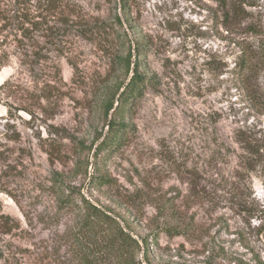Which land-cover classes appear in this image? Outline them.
I'll use <instances>...</instances> for the list:
<instances>
[{"label":"rangeland","instance_id":"rangeland-1","mask_svg":"<svg viewBox=\"0 0 264 264\" xmlns=\"http://www.w3.org/2000/svg\"><path fill=\"white\" fill-rule=\"evenodd\" d=\"M40 1L0 0V264H81L72 192L152 264H264V152L239 141L264 143V63L258 82L241 73L250 48L264 58V0H61L79 14L65 28L41 25ZM137 56L126 137L96 157Z\"/></svg>","mask_w":264,"mask_h":264},{"label":"trees","instance_id":"trees-1","mask_svg":"<svg viewBox=\"0 0 264 264\" xmlns=\"http://www.w3.org/2000/svg\"><path fill=\"white\" fill-rule=\"evenodd\" d=\"M41 13L37 18H40L41 25H47L49 21L54 20L63 27L73 24L74 18H79V14L71 8L70 3L61 0H43L40 1ZM238 14V13H237ZM72 17V18H70ZM27 23L31 25H38L39 21L30 20L29 16L25 17ZM73 22V23H70ZM23 24V23H22ZM119 26L123 24L119 21ZM22 30H27L25 25ZM255 30V29H253ZM128 37V35L126 34ZM249 49V48H248ZM140 45H136L137 54L141 55ZM132 53L124 59L123 64L130 70L132 65ZM264 63V58L259 55V52L249 49L242 57L241 65L244 74V81L250 83L252 78H256L258 82L261 74V68ZM138 56L135 65V75L126 86H121L118 89L116 96L106 104V117L110 113H114L109 122V132L104 137L102 142L97 147L95 156L105 151L106 153L120 148L124 141L125 126L118 122L117 117L123 115L127 108L131 105L134 98L141 94L144 86V79L137 74L138 72ZM255 80V79H254ZM142 81V82H140ZM124 88V89H123ZM122 89V91H121ZM253 101H261V97L255 91L252 94ZM117 103V106L115 104ZM239 141L243 145V149L250 153L256 160H260L264 152V143H254L252 138L239 136ZM251 157V158H252ZM251 165V162H245V165ZM244 167V166H243ZM98 168V166H97ZM247 169V168H245ZM104 178H99L96 175L91 179V186L100 184ZM65 195V192H63ZM71 193L69 196L62 198L64 207H74L82 216L76 223L72 231V235L68 237V245L72 248L81 264H152L150 261L148 242L145 239L138 240L132 235V229L129 224L125 223L123 227L121 222L116 218L119 217L112 211L111 208L103 206L98 200L94 202L86 199L82 194H79L78 200H75ZM78 195V194H77ZM144 246V247H143ZM144 251V260L139 258V254Z\"/></svg>","mask_w":264,"mask_h":264}]
</instances>
